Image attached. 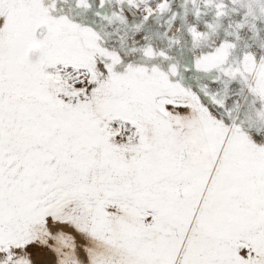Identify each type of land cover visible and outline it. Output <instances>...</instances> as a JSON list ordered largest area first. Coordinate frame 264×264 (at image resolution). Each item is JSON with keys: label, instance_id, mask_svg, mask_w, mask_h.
<instances>
[{"label": "snow or ice", "instance_id": "obj_1", "mask_svg": "<svg viewBox=\"0 0 264 264\" xmlns=\"http://www.w3.org/2000/svg\"><path fill=\"white\" fill-rule=\"evenodd\" d=\"M0 264H264V0H0Z\"/></svg>", "mask_w": 264, "mask_h": 264}]
</instances>
